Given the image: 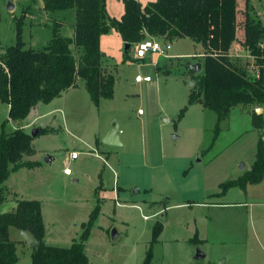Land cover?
<instances>
[{"label": "rangeland", "instance_id": "1", "mask_svg": "<svg viewBox=\"0 0 264 264\" xmlns=\"http://www.w3.org/2000/svg\"><path fill=\"white\" fill-rule=\"evenodd\" d=\"M139 1L145 7L156 0ZM26 11L27 49L48 46L59 24L63 37H74L75 9L47 12L42 0H0V55L16 45L17 22ZM107 12L121 19L124 0H107ZM172 45L173 57L148 55L139 61L136 47L128 55L117 30L104 35L103 67L115 85L114 98L102 99L99 107L82 79L76 89L38 104L18 124L0 100V137L3 124L7 133L39 131L36 155L24 158L39 166L23 167L1 185L6 201L0 215L14 211L18 201L38 200L46 243L70 247L100 207L85 244L89 264H145L159 225L163 232L153 246L152 264H264V182L225 195L221 188L256 162L262 134L253 129L257 106L234 108L217 135V115L202 104L189 105L196 76L204 71L195 74L188 65L204 61V47L189 38ZM236 48L232 52H244ZM72 50L80 61L83 49L73 45ZM248 64L250 75L257 76L254 63ZM138 74L154 81L137 83ZM115 120L121 146L103 142ZM74 152L80 154L76 161L70 158ZM67 166L74 177L64 175ZM10 237L17 243V264H32V233L11 228ZM199 249L204 259H196Z\"/></svg>", "mask_w": 264, "mask_h": 264}, {"label": "trees", "instance_id": "2", "mask_svg": "<svg viewBox=\"0 0 264 264\" xmlns=\"http://www.w3.org/2000/svg\"><path fill=\"white\" fill-rule=\"evenodd\" d=\"M42 1L47 12L76 10L75 35L63 37L59 24L48 46L41 50L27 49L23 32L28 11L18 19L17 43L0 55V100L9 106L13 121H25L38 104H49L77 88L81 79L97 107L102 99H113L115 78L103 67L101 49V38L112 29L120 33L126 46L130 45L128 55L145 39L172 42L189 38L204 47V74L196 76L189 105L202 104L217 115V135L219 124L229 119L234 108L264 107V24L250 0L245 2L242 23L238 0H156L145 7L139 0H124L125 13L121 19L109 16L107 0ZM235 42L254 58L257 76L250 75V64L231 57ZM73 45L83 49L80 61L73 54ZM252 123L262 133L256 162L241 178L221 185L224 195L232 188L246 191L249 185L264 181V115L255 111ZM5 127L3 124L0 137V206L6 201L1 185L11 174L23 167L33 169L39 165L24 162L25 156L36 154L34 137L20 128L7 133ZM45 133L46 130H41V134ZM99 214L100 207H97L89 223L84 225L85 233L80 241L70 247L51 246L45 241L42 203L18 201L14 211L0 215V264L19 261L17 243L10 237L11 228L29 231L34 236L32 264H89L85 244ZM162 232V225L154 229L145 264L153 263V246L159 242Z\"/></svg>", "mask_w": 264, "mask_h": 264}, {"label": "built area", "instance_id": "3", "mask_svg": "<svg viewBox=\"0 0 264 264\" xmlns=\"http://www.w3.org/2000/svg\"><path fill=\"white\" fill-rule=\"evenodd\" d=\"M172 49V43L171 41H165L163 39H145L138 43L136 45L135 51H136V58L137 59H145L147 55L149 54H157L159 56H167L168 53ZM257 71V70H256ZM258 75V71H257ZM151 76H142L138 75L136 76V82L137 83H143V82H152ZM140 115L144 114V111L142 109L138 112ZM80 154L78 152H74L70 155L71 160H77L79 158ZM66 176H73V170L71 168L65 169Z\"/></svg>", "mask_w": 264, "mask_h": 264}, {"label": "crops", "instance_id": "4", "mask_svg": "<svg viewBox=\"0 0 264 264\" xmlns=\"http://www.w3.org/2000/svg\"><path fill=\"white\" fill-rule=\"evenodd\" d=\"M245 2H246V0H238V10L239 11H241V17H239V21L242 23L243 22V20H244V12H245ZM250 2H251V4L253 5V7H254V9H255V12L257 13V15H258V17L262 20V22H263V24H264V0H250ZM122 18V17H121ZM110 34V33H109ZM109 34H107V36L109 35ZM102 40H103V37L101 38V49H102ZM241 40H243L242 38H241ZM172 43V42H171ZM233 47H237L236 49H239L240 51H244V52H232V50H231V57L233 58V59H239V60H241V59H247V60H244L245 61V63H254L255 64V60H254V58L253 57H251L250 55H249V53L247 52V50H245V48L240 44V43H238V42H235L234 43V45H233ZM233 47H232V49H233ZM172 48H173V45H172ZM172 50V49H171ZM204 53H205V50H204ZM149 55H157V54H149ZM148 56V55H147ZM159 56V55H158ZM168 57H173V56H169V55H167ZM160 57H162V56H160ZM164 57H166V56H164ZM147 58V57H146ZM145 58V59H146ZM137 59V58H136ZM145 59H137V60H139V61H145ZM204 60V59H203ZM204 61H199V62H195V63H202V65L204 64L203 63ZM195 63H189V65L190 64H195ZM202 71H204V65H203V69H202ZM201 71V72H202ZM192 72V71H191ZM194 73V72H193ZM196 74V73H195ZM139 75V74H138ZM147 76H150L149 74L147 75ZM154 80H152V82H153ZM152 82H149V83H152ZM79 85H80V82H79ZM78 85V86H79ZM73 89H76V88H73ZM71 90V89H70ZM68 92V91H67ZM63 96V95H62ZM258 109H261V114H263L264 115V108L262 107V108H255V111L257 112V110ZM145 114V113H144ZM144 114H142V115H144ZM258 114V113H257ZM140 115V114H139ZM260 115V114H259ZM17 124H18V122H17ZM51 124H53V122H51ZM253 129H254V127H253ZM255 130V129H254ZM36 150V149H35ZM37 152V151H36ZM36 155V154H35ZM80 157V156H79ZM79 159V158H78ZM77 159V160H78ZM35 161V160H34ZM73 161H76V160H73ZM38 163V162H37ZM39 166V165H38ZM36 168V167H35ZM66 168H69L68 166L66 167ZM65 168V169H66ZM65 169H64V171H63V173H64V175L66 176V174H65ZM66 177H68V178H72V177H74V172H73V176H66ZM76 182L78 181V179H74ZM264 182V181H263ZM251 185H249L248 187H247V190L246 191H249L250 189H251V187H250ZM42 210H43V208H42ZM44 216V215H43Z\"/></svg>", "mask_w": 264, "mask_h": 264}, {"label": "water", "instance_id": "5", "mask_svg": "<svg viewBox=\"0 0 264 264\" xmlns=\"http://www.w3.org/2000/svg\"><path fill=\"white\" fill-rule=\"evenodd\" d=\"M11 8H14L13 6H11ZM130 48V45L126 46V49L128 50ZM188 69L196 74H199L202 69H203V65L202 63H195V64H190L188 65ZM258 114H261V109L257 110ZM15 123H17V121H14ZM39 133L38 130H34V132L31 134L33 137H36L37 134ZM175 140L178 138L177 136H174ZM103 142L107 145H111V146H121L122 142H121V130L120 127L118 125V121L115 120L112 124L111 127L107 133V135L105 136ZM50 157L46 158L47 162H50ZM242 168H244V166H242ZM116 237V232H113V238ZM206 257L205 254H203V252L199 249L197 254H196V259L201 260L204 259Z\"/></svg>", "mask_w": 264, "mask_h": 264}]
</instances>
